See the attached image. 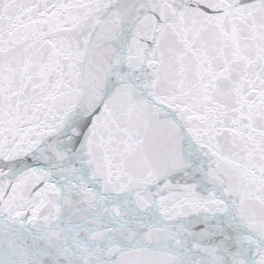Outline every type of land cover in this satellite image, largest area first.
<instances>
[{
	"label": "snow or ice",
	"instance_id": "1",
	"mask_svg": "<svg viewBox=\"0 0 264 264\" xmlns=\"http://www.w3.org/2000/svg\"><path fill=\"white\" fill-rule=\"evenodd\" d=\"M0 264H264V0H0Z\"/></svg>",
	"mask_w": 264,
	"mask_h": 264
}]
</instances>
